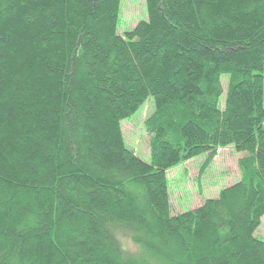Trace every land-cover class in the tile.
<instances>
[{
	"label": "trees",
	"instance_id": "16d2710c",
	"mask_svg": "<svg viewBox=\"0 0 264 264\" xmlns=\"http://www.w3.org/2000/svg\"><path fill=\"white\" fill-rule=\"evenodd\" d=\"M122 1L0 0V264H264V0H145L120 33ZM230 146L239 182L173 214L168 171Z\"/></svg>",
	"mask_w": 264,
	"mask_h": 264
},
{
	"label": "rangeland",
	"instance_id": "374dc122",
	"mask_svg": "<svg viewBox=\"0 0 264 264\" xmlns=\"http://www.w3.org/2000/svg\"><path fill=\"white\" fill-rule=\"evenodd\" d=\"M147 20L145 0H123L119 32L132 30ZM226 87V82H224ZM222 106L225 105L221 99ZM154 112L151 102L146 103L134 117L123 122L122 130L127 147L143 161L150 162L149 141L144 123ZM248 157L232 146L219 149L211 164L209 154L179 164L168 171L170 205L173 214H183L203 205L206 200L216 199L220 192L239 182V161ZM255 236L264 240V217Z\"/></svg>",
	"mask_w": 264,
	"mask_h": 264
}]
</instances>
